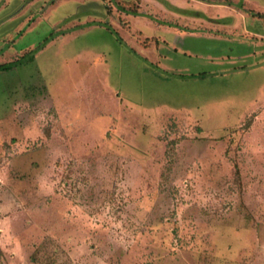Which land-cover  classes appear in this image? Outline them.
Instances as JSON below:
<instances>
[{
    "label": "rangeland",
    "instance_id": "1",
    "mask_svg": "<svg viewBox=\"0 0 264 264\" xmlns=\"http://www.w3.org/2000/svg\"><path fill=\"white\" fill-rule=\"evenodd\" d=\"M176 1L0 0V264H264V0Z\"/></svg>",
    "mask_w": 264,
    "mask_h": 264
},
{
    "label": "crops",
    "instance_id": "2",
    "mask_svg": "<svg viewBox=\"0 0 264 264\" xmlns=\"http://www.w3.org/2000/svg\"><path fill=\"white\" fill-rule=\"evenodd\" d=\"M185 2H186L185 3L186 6H179L180 8L176 7V10H175L176 12H171L172 21H175V22H173V25L176 24L177 27H179V24H182V25L186 24L185 26H192L196 23V21H198L197 23L203 24L204 22H202L201 19L198 20L197 17H195L196 13H195L194 4L200 3V2L197 0H186ZM171 3L173 4V6H176V4H178L176 0H171ZM208 3H210V2H206V3L203 1L201 2V4L204 6L219 7L220 9L225 10L228 14H235L239 17H242L241 16L242 13H239V11L236 10L235 8H233L232 6H227V5L217 6V5L208 4ZM189 5L192 7H189ZM183 29H189V28L185 27ZM247 34L251 35L252 38L258 37V35L256 33H253V32L252 33L247 32Z\"/></svg>",
    "mask_w": 264,
    "mask_h": 264
},
{
    "label": "trees",
    "instance_id": "3",
    "mask_svg": "<svg viewBox=\"0 0 264 264\" xmlns=\"http://www.w3.org/2000/svg\"><path fill=\"white\" fill-rule=\"evenodd\" d=\"M258 16L264 18V14H259ZM3 66H0V67H3Z\"/></svg>",
    "mask_w": 264,
    "mask_h": 264
}]
</instances>
